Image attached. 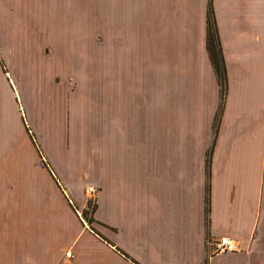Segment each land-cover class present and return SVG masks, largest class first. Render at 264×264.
<instances>
[{
	"label": "crops",
	"instance_id": "1",
	"mask_svg": "<svg viewBox=\"0 0 264 264\" xmlns=\"http://www.w3.org/2000/svg\"><path fill=\"white\" fill-rule=\"evenodd\" d=\"M20 115L55 186L0 185V264H264V0H0V146Z\"/></svg>",
	"mask_w": 264,
	"mask_h": 264
},
{
	"label": "rangeland",
	"instance_id": "2",
	"mask_svg": "<svg viewBox=\"0 0 264 264\" xmlns=\"http://www.w3.org/2000/svg\"><path fill=\"white\" fill-rule=\"evenodd\" d=\"M223 91L221 92V96ZM19 123L15 125L11 123L7 129L10 133L8 140L2 141L0 146V185L10 180L11 205L13 206V197L17 190L14 186L17 181H27V194L33 195V181H41V193L43 197L50 198L55 180L48 170L45 161L41 158L37 151V143L23 116L20 115ZM1 142V140H0ZM55 182V181H54ZM1 189H3L1 187ZM87 200L84 208L80 211L82 218L86 221L90 217L93 207V199L91 195L86 193ZM29 211L32 210L31 204H28ZM211 254V253H210Z\"/></svg>",
	"mask_w": 264,
	"mask_h": 264
},
{
	"label": "trees",
	"instance_id": "3",
	"mask_svg": "<svg viewBox=\"0 0 264 264\" xmlns=\"http://www.w3.org/2000/svg\"><path fill=\"white\" fill-rule=\"evenodd\" d=\"M206 49L208 52V56L210 59V62L212 64V67L214 69L215 77L219 85V92H220V104H221V92L223 91L224 87V76L222 74L223 72V65L221 61V56L218 50L217 41H216V35L214 31L213 26V18H212V11L211 7L208 4L207 11H206ZM214 126H213V132H215L216 127V118L214 117ZM206 211V208H205Z\"/></svg>",
	"mask_w": 264,
	"mask_h": 264
},
{
	"label": "built area",
	"instance_id": "4",
	"mask_svg": "<svg viewBox=\"0 0 264 264\" xmlns=\"http://www.w3.org/2000/svg\"><path fill=\"white\" fill-rule=\"evenodd\" d=\"M85 191L89 195H92L95 192L93 187H87ZM206 244L211 247V254L230 251L234 249L233 241L226 236H219L213 240L208 239ZM65 254L67 255L68 253L66 252Z\"/></svg>",
	"mask_w": 264,
	"mask_h": 264
}]
</instances>
